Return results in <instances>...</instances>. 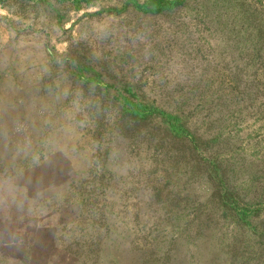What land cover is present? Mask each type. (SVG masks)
I'll return each instance as SVG.
<instances>
[{
	"label": "rangeland",
	"instance_id": "1",
	"mask_svg": "<svg viewBox=\"0 0 264 264\" xmlns=\"http://www.w3.org/2000/svg\"><path fill=\"white\" fill-rule=\"evenodd\" d=\"M0 1L31 264H264V0Z\"/></svg>",
	"mask_w": 264,
	"mask_h": 264
},
{
	"label": "crops",
	"instance_id": "2",
	"mask_svg": "<svg viewBox=\"0 0 264 264\" xmlns=\"http://www.w3.org/2000/svg\"><path fill=\"white\" fill-rule=\"evenodd\" d=\"M4 7L3 2L0 1V9L3 10ZM33 20L35 22V18ZM27 90L28 87L24 83H9L7 43L4 46L0 45V142H2L3 138L7 137L8 139V136L5 133L3 134L2 124L9 120V111H17L18 108L23 107L21 106V93ZM1 164L3 165L4 163L1 162ZM6 166L8 168L7 164ZM1 179L4 178L1 177L0 181H2ZM31 223L32 225L33 223L36 224L35 227H29ZM42 223H44V217H33L31 214H25L23 217L9 216L0 212V264H31L32 253L30 246L36 242L51 244L50 237L54 229L52 231L49 227L42 226ZM45 234L50 236L46 238ZM18 251L21 252L20 255H18Z\"/></svg>",
	"mask_w": 264,
	"mask_h": 264
},
{
	"label": "trees",
	"instance_id": "3",
	"mask_svg": "<svg viewBox=\"0 0 264 264\" xmlns=\"http://www.w3.org/2000/svg\"><path fill=\"white\" fill-rule=\"evenodd\" d=\"M70 49H71V46H69V47L67 48L66 53H68V52L70 51Z\"/></svg>",
	"mask_w": 264,
	"mask_h": 264
}]
</instances>
